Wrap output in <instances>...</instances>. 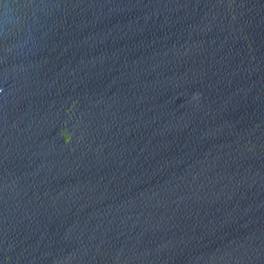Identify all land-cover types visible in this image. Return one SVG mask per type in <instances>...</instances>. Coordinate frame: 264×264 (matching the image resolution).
<instances>
[{
    "label": "water",
    "instance_id": "obj_1",
    "mask_svg": "<svg viewBox=\"0 0 264 264\" xmlns=\"http://www.w3.org/2000/svg\"><path fill=\"white\" fill-rule=\"evenodd\" d=\"M0 264H264V0H0Z\"/></svg>",
    "mask_w": 264,
    "mask_h": 264
}]
</instances>
